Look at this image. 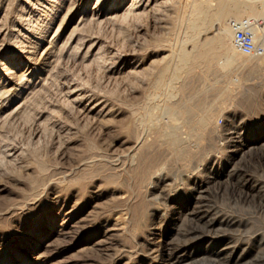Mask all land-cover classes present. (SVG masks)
<instances>
[{"label": "rangeland", "instance_id": "1", "mask_svg": "<svg viewBox=\"0 0 264 264\" xmlns=\"http://www.w3.org/2000/svg\"><path fill=\"white\" fill-rule=\"evenodd\" d=\"M40 1L0 0V264H264V76L245 55L225 67L217 51L174 83L158 82L194 34L203 42L245 15L264 28L263 0L252 4L258 13L213 16L196 33L186 24L194 5L213 14L226 0H161L143 11H124L131 0H61L50 30ZM113 9L117 16H94ZM40 35L53 55L31 72L20 63ZM95 41L99 52L85 54L82 44ZM34 59L43 61L38 51ZM201 117L211 124L205 139L195 136ZM173 125L190 147L185 157L160 135ZM186 207L202 220L180 213ZM64 225L71 232L57 233Z\"/></svg>", "mask_w": 264, "mask_h": 264}, {"label": "bare ground", "instance_id": "2", "mask_svg": "<svg viewBox=\"0 0 264 264\" xmlns=\"http://www.w3.org/2000/svg\"><path fill=\"white\" fill-rule=\"evenodd\" d=\"M16 1V0H15ZM27 1V0H25ZM35 1V0H34ZM258 0H241V1H238V0H229V1H223V2H220V5L218 7L217 10H215V13L211 14L209 9H208V6H205L206 4H204L202 1V3H198L197 5H194V9L192 12H190V17H189V21H186V24L187 22L188 23V27H189V30L193 31V32H197L198 30H200L201 28L205 27L207 22L209 21V18L210 17H213V16H217L218 18L220 17H224V16H228V15H232L233 13H238L237 15H234L235 17L234 18H238L239 17V11L241 10V12H243L244 14L246 13L247 14V11H250V12H256L252 6L253 3L257 2ZM30 2V1H29ZM41 6L46 9L47 11H49L51 13V20L50 21V27H49V30L52 28V26L56 23V20L55 17L57 16V12L58 10H60V5H61V0H41ZM209 2V1H208ZM264 2V0H263ZM35 3V2H34ZM70 3V2H69ZM161 3V0H131V2L129 4H126V7H124V11H127V10H130V9H134V4L138 5L139 8L138 9H142V11L146 8H156L155 6H157L158 4ZM209 4V3H207ZM263 5V3L261 4ZM137 6V7H138ZM160 6V5H159ZM158 6V7H159ZM41 7V8H42ZM69 7V6H68ZM210 7V6H209ZM120 8V7H119ZM153 8V9H154ZM18 9V8H17ZM137 9V10H138ZM213 9V8H212ZM216 9V8H215ZM16 10V9H15ZM156 10V9H155ZM33 11V10H32ZM123 11V12H124ZM117 10H102V11H99L97 10L94 14L95 18L98 19L99 21L101 20H104V19H107V18H111L113 16H117L116 14ZM122 12V11H121ZM132 12V11H131ZM138 12V11H137ZM66 13V12H65ZM258 13V12H256ZM64 14V13H63ZM116 14V15H115ZM135 14V13H134ZM141 14V13H140ZM185 15H187V13H185ZM263 15H264V12H263ZM55 16V17H54ZM93 16V18H94ZM184 16V15H183ZM246 17L245 18H253V17H249L251 15H245ZM94 18V19H95ZM257 18V17H256ZM92 19V17H91ZM95 19V20H96ZM183 19V18H182ZM211 19V18H210ZM229 19V18H228ZM184 20V19H183ZM221 20V19H220ZM232 20H236V19H229L227 24L224 26L223 28V32H219L218 34H215L214 36H212L211 38H206L203 42H197L195 39L197 37L196 34H194L193 36V45H192V49L191 51L187 50V49H181L177 55V63H176V66L174 68V71L171 73V74H167V69L166 70H162L161 71V74L159 76V83H161L162 81L164 80H167L169 83H172L179 75V73L186 69L188 66H190L194 61L195 59H206L208 57V55L210 54H213L217 51L222 52V54L224 55V60H225V67H229L231 65H233L238 59H242L244 57L243 54L237 52L233 46L231 45H228V41L231 39L232 37V28H231V25H230V22ZM67 23V22H66ZM84 23V22H83ZM184 23V21H183ZM47 25V24H46ZM85 25V24H84ZM216 25V24H215ZM66 26H68V24H66ZM76 26V25H75ZM74 26V28H75ZM208 26V25H207ZM60 27H61V22L59 21L58 24H57V27L54 29L53 33H52V38L53 39H59L60 37ZM54 28V27H53ZM73 28L71 34L68 36V39L66 40L67 43H70L72 44L73 42H75V40L78 38L75 34L76 32V27L75 29ZM45 29V28H44ZM43 29V30H44ZM82 30V29H81ZM212 30L215 32L218 30V27L215 26L212 28ZM204 31V29H203ZM183 32V31H182ZM218 32V31H217ZM255 32L256 33H260L258 36H261V37H264V30H262L260 27H256L255 28ZM3 31L2 29L0 28V38L3 36ZM12 33V32H11ZM187 33V32H186ZM190 31H188V35ZM18 34V33H17ZM176 34V32H175ZM192 34V33H191ZM201 34V33H200ZM27 35V34H26ZM44 35V34H43ZM179 35V34H178ZM41 36V35H40ZM6 37V36H5ZM17 37V36H16ZM39 37V36H38ZM19 38V37H18ZM179 38V37H178ZM177 38V39H178ZM185 38V37H184ZM31 39V38H30ZM37 39V38H36ZM81 39V38H80ZM1 40V39H0ZM29 40H27V43H28ZM85 41V40H84ZM94 41V40H93ZM181 41V40H180ZM179 41V42H180ZM2 42V40H1ZM185 42V41H184ZM66 43V44H67ZM29 44V43H28ZM33 44V43H32ZM53 44H56V43H53ZM78 44V43H77ZM90 44V43H89ZM183 44V42H182ZM100 45L99 42H92L91 45L89 46H86V44L84 45V43L82 44L83 46V49H84V53L87 54L90 52V50H94L95 51H98V49L100 48H97V46ZM67 46V45H66ZM65 46V47H66ZM58 47V46H57ZM64 47V48H65ZM75 47V46H74ZM172 47V46H171ZM36 50L35 51H38V54H39V57L43 60H41L42 62H35L34 60V52H32V50H27L23 55V60H21V63L20 65H25L26 67H28L30 69L31 72H39L40 73V70L43 69V66H46L48 65L47 62V55L51 52H49L48 50V46H45V40L44 38L41 36L38 38L37 40V43H36ZM72 48V47H71ZM97 48V50H96ZM59 49V48H58ZM26 50V49H25ZM53 50V49H52ZM23 52V51H22ZM99 52V51H98ZM173 52V51H172ZM57 54V53H56ZM52 55H53V52H52ZM98 55V54H97ZM96 55V56H97ZM219 55V54H218ZM51 56V54H50ZM95 56V55H94ZM88 57V56H87ZM168 57H170L168 55ZM174 57V56H173ZM176 57V56H175ZM214 57V56H213ZM221 57V56H220ZM245 61H248V62H252V65H251V68L256 70V71H259L261 72L260 74L264 76V60L263 59H260V58H254V57H250V56H245L244 58ZM243 60V61H244ZM166 61V60H165ZM173 61V58L172 60ZM218 61V60H217ZM11 61H7L8 64H10ZM243 63V62H242ZM50 64V63H49ZM173 63L171 62V64L169 65H172ZM224 63L220 64L219 62V65L218 66H222ZM5 66V65H4ZM7 66V65H6ZM174 66V64H173ZM194 66V65H193ZM48 67V66H47ZM171 67V66H170ZM169 67V68H170ZM224 67V66H223ZM244 67V66H243ZM11 69V68H10ZM47 69V68H46ZM45 69V70H46ZM141 69V68H140ZM171 69V68H170ZM5 70V69H4ZM23 71V70H22ZM28 71V70H27ZM211 71V70H210ZM171 72V71H170ZM213 72V71H212ZM252 72V70L250 71ZM5 73V71H4ZM3 73V74H4ZM13 74V73H12ZM11 74V75H12ZM157 74V73H156ZM211 74V73H210ZM251 74V73H250ZM158 75V74H157ZM221 75V74H220ZM7 76H9L7 74ZM13 76V75H12ZM15 76V74H14ZM213 76V75H212ZM245 76V75H244ZM156 77V76H155ZM179 78V77H178ZM247 79V78H245ZM30 80V79H29ZM180 80V79H179ZM3 81V76L2 74L0 73V82ZM157 82V81H156ZM157 82V83H158ZM167 82V83H168ZM4 83V82H3ZM163 83V82H162ZM166 83V82H165ZM166 83V84H167ZM174 83V82H173ZM188 83V82H187ZM14 84V83H13ZM2 85V84H1ZM11 85V84H10ZM165 85V84H164ZM36 86V85H35ZM158 86V85H157ZM166 86V85H165ZM249 86V85H248ZM0 87H3V86H0ZM12 87V86H11ZM156 87V86H155ZM164 87V86H163ZM206 87V86H205ZM166 88V87H164ZM228 88V87H227ZM226 88V89H227ZM206 89V88H205ZM10 90V89H9ZM7 90V91H9ZM13 90V89H12ZM11 90V91H12ZM169 90V89H167ZM165 91V90H164ZM22 92V91H21ZM156 92V90H155ZM172 92V91H171ZM215 92V91H214ZM229 92V91H228ZM151 93V92H150ZM164 93V92H162ZM166 93V92H165ZM168 93V92H167ZM173 93V92H172ZM175 94V93H174ZM194 94V93H193ZM202 94V93H201ZM200 94V95H201ZM229 94V93H228ZM227 94V95H228ZM147 95V94H146ZM149 95V94H148ZM151 95V94H150ZM157 95V94H156ZM155 95V96H156ZM160 95V94H159ZM186 95V93H185ZM216 95V94H215ZM9 96V95H8ZM144 97V96H143ZM160 97V96H159ZM7 98V97H6ZM157 98V97H156ZM162 98V97H161ZM172 98V97H171ZM204 98V97H203ZM92 99V98H91ZM149 99V98H148ZM147 99V100H148ZM163 99V98H162ZM161 99V100H162ZM160 100V99H158ZM89 101V99H88ZM145 101V100H144ZM152 102V100H151ZM1 103V102H0ZM142 103V102H141ZM150 103V102H149ZM162 103V101H161ZM171 103V102H170ZM90 104V103H89ZM84 105V104H83ZM91 105V104H90ZM96 105V104H95ZM147 104H145L146 106ZM161 105V104H160ZM85 106V105H84ZM84 106L82 109H84ZM116 106V105H115ZM138 106V105H137ZM167 106V105H165ZM174 106V104H173ZM18 107V106H17ZM102 107V106H101ZM139 107V106H138ZM144 107V106H143ZM148 109L146 111V115H145V119L147 120V122H152V117H153V113H152V109H151V106H147ZM95 108V106H92V107H88V110H93ZM103 108V107H102ZM141 108V107H140ZM164 108V106H163ZM173 108V107H172ZM206 108V107H205ZM99 109V108H98ZM101 109V108H100ZM135 109V108H134ZM16 110V109H15ZM85 110V109H84ZM145 110V109H144ZM155 110V108H154ZM153 110V111H154ZM165 110V109H164ZM185 110V109H184ZM167 111V110H166ZM192 111V110H191ZM16 112V111H15ZM109 112V111H108ZM144 112V111H143ZM176 112V111H175ZM179 112V111H178ZM183 112V111H182ZM193 112V111H192ZM196 112V111H194ZM104 113V112H103ZM190 113V112H189ZM200 113V112H199ZM211 113V112H210ZM176 114V113H175ZM205 114H206V110H205ZM204 114V115H205ZM166 115V114H165ZM168 115V114H167ZM194 114L192 113V116ZM176 116V115H175ZM174 116V117H175ZM211 116V114H210ZM135 117V116H134ZM137 117H140V116H137ZM136 117V118H137ZM162 117V116H161ZM164 117V116H163ZM172 115L170 116V119H171ZM169 118V117H168ZM167 118V119H168ZM157 119V118H156ZM166 119V118H165ZM175 120V119H174ZM189 120V119H188ZM191 120V119H190ZM189 120V121H190ZM141 121V120H140ZM170 121V120H169ZM176 121V120H175ZM136 122V120H135ZM134 122V124H135ZM155 122V121H154ZM177 122V121H176ZM196 122V121H195ZM138 123V122H137ZM167 123V122H166ZM184 123H187V122H184ZM182 123V124H184ZM215 123V122H214ZM178 124V123H177ZM142 125V124H141ZM145 126H146V123H145ZM133 127V126H132ZM144 127V126H143ZM182 127V126H181ZM213 127V126H212ZM134 128V127H133ZM180 128V127H178ZM186 128V127H185ZM190 128V127H188ZM196 128V127H195ZM140 129V127H139ZM143 129V128H142ZM191 129V128H190ZM211 129V124H210V120L207 118V117H201L199 120H198V132H196V137L197 138H201L203 136H205L206 133H208ZM135 130V129H133ZM143 131V130H142ZM140 132V131H139ZM146 132V131H144ZM180 133V132H179ZM178 133V130L176 128L175 125L171 126L170 129L168 130H164L161 132V137L163 138V140H166L171 146H173V148L176 149V151L178 152V155L181 156V157H185L187 156L188 152H189V149L190 147L188 146V144L183 141L181 138H180V135ZM139 134V133H138ZM142 134V133H140ZM182 134V133H181ZM143 135V134H142ZM187 135V134H186ZM210 135V134H209ZM208 135V136H209ZM204 138V137H203ZM132 139V138H130ZM139 139V138H138ZM205 139V138H204ZM134 140V139H133ZM150 140V139H148ZM162 140V139H161ZM196 141V139L194 140ZM164 142V141H163ZM127 143V142H126ZM131 143V142H130ZM133 143V142H132ZM145 143V142H144ZM137 144V143H136ZM140 144V143H139ZM196 144V143H195ZM132 145V144H131ZM155 145V144H154ZM151 146V145H150ZM168 146V145H167ZM146 147V146H145ZM149 147V146H148ZM158 147V146H157ZM138 148V147H137ZM136 148V149H137ZM132 149V148H131ZM156 149V148H155ZM172 150V149H171ZM130 151V150H129ZM139 151V150H138ZM153 151V150H152ZM156 151V150H155ZM150 152V151H149ZM158 152V151H157ZM148 153V152H146ZM170 153V152H169ZM158 155V154H157ZM170 155V154H169ZM125 156V155H124ZM171 156V155H170ZM144 160V159H143ZM150 160H151V157H150ZM113 162V161H112ZM128 162V161H127ZM135 162V161H134ZM194 162V160H193ZM91 163V162H90ZM204 163V162H203ZM202 163V164H203ZM154 164V163H153ZM197 165V164H196ZM195 165V166H196ZM125 166V165H124ZM147 166V165H146ZM192 166V165H191ZM204 166V165H203ZM202 167V166H201ZM185 168V167H184ZM173 169V168H172ZM175 169V168H174ZM187 169V168H186ZM148 170V169H147ZM155 170V169H154ZM191 170V169H190ZM196 170V168H195ZM194 170V171H195ZM233 170V169H232ZM188 171V170H187ZM192 171V170H191ZM193 171V172H194ZM156 172V171H155ZM197 172V171H196ZM206 172V171H205ZM229 172V171H228ZM195 173V172H194ZM146 174V173H145ZM159 174V173H158ZM190 174V173H188ZM183 175V174H182ZM185 175V174H184ZM183 175V176H184ZM206 175V174H205ZM179 176V175H178ZM193 176V175H192ZM177 177V176H175ZM161 178V177H160ZM163 178V177H162ZM178 178V177H177ZM133 179V178H132ZM164 179V178H163ZM174 179V178H173ZM205 179V178H204ZM162 180V179H161ZM202 180V179H201ZM207 180V179H206ZM62 181V180H61ZM132 181V180H131ZM167 181V180H166ZM174 181V180H173ZM175 182V181H174ZM173 182V183H174ZM204 182V181H203ZM163 183V182H162ZM169 183V182H168ZM172 183V184H173ZM157 184H158V181H157ZM165 184V183H164ZM162 184V185H164ZM177 184V183H176ZM159 185V184H158ZM174 185V184H173ZM181 186V185H180ZM191 186V185H190ZM159 187V186H158ZM162 187V186H161ZM176 187V186H175ZM188 187V186H187ZM164 188V186H163ZM199 189H202V186H199L198 187ZM176 189V188H175ZM165 190V189H164ZM171 191V190H170ZM168 193V192H167ZM170 194V193H169ZM136 195V194H135ZM161 195V194H160ZM163 196V195H162ZM165 196H167V194H165ZM168 197V196H167ZM168 199V198H167ZM172 206V205H171ZM199 209V207L197 208ZM188 217L190 216L191 218L190 219H194V218H200L202 220V216L200 215L201 213L197 210H195L194 208L192 207H186L184 210H182L181 208V211L180 213H182ZM186 217V218H187ZM220 220V219H219ZM222 222V221H221ZM226 225H230V224H233L235 223V221L233 222V220L231 219H224L223 221ZM205 223L207 224V226H215V225H218L220 223V221H218L217 219H212V220H207L205 221ZM71 227H69V225H64L57 233L59 234H68L71 232L70 230ZM213 228V227H212ZM78 232V231H77ZM204 241V238H202V240H197V241H191L189 243H187L186 247L188 246H191V247H194L195 245L197 244H201L202 242ZM217 244V242L213 243V247L211 246V242L208 244V247L207 249H205L206 251V254L207 255H212L214 252H215V249L214 246ZM172 245V244H171ZM229 246V245H228ZM206 247V246H205ZM242 247V246H241ZM219 250V249H218ZM166 251V250H165ZM239 251V248L237 246H233V248L231 249V253H230V256L232 258H235L237 253ZM163 252V251H162ZM243 252V251H242ZM241 252V253H242ZM169 254V253H168ZM171 254V253H170ZM169 256V255H167ZM167 258V257H166ZM229 258V257H228ZM238 258V257H237ZM169 259V257H168Z\"/></svg>", "mask_w": 264, "mask_h": 264}, {"label": "built area", "instance_id": "3", "mask_svg": "<svg viewBox=\"0 0 264 264\" xmlns=\"http://www.w3.org/2000/svg\"><path fill=\"white\" fill-rule=\"evenodd\" d=\"M230 25L233 48L245 56L264 60V37L258 36L260 33L255 32L256 27L262 26V22L255 18H242L232 20Z\"/></svg>", "mask_w": 264, "mask_h": 264}]
</instances>
